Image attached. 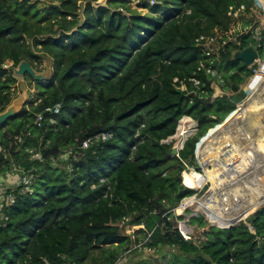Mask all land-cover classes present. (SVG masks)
I'll return each instance as SVG.
<instances>
[{"label":"trees","instance_id":"16d2710c","mask_svg":"<svg viewBox=\"0 0 264 264\" xmlns=\"http://www.w3.org/2000/svg\"><path fill=\"white\" fill-rule=\"evenodd\" d=\"M49 1L0 0V112L16 96L14 67L52 60L49 79L27 74L34 97L0 126V175L31 177L9 190L0 215V264H117L123 253L133 262L164 247L177 251L171 264H264V144L243 150L244 174L228 162L211 178L199 173L197 182L211 180L207 195L178 207L196 192L183 184L187 166L200 172L199 159L235 150L227 126H244L239 112L252 97L243 87L256 79L235 54L254 46L264 58V0H147L146 13L129 0ZM59 102L60 113L38 125L37 114ZM184 115L199 130L171 157L176 142L162 141ZM102 133L112 137L81 147ZM240 182L253 200L225 197ZM175 208L215 225L199 243L185 239L169 219ZM128 225L141 228L128 234Z\"/></svg>","mask_w":264,"mask_h":264},{"label":"rangeland","instance_id":"374dc122","mask_svg":"<svg viewBox=\"0 0 264 264\" xmlns=\"http://www.w3.org/2000/svg\"><path fill=\"white\" fill-rule=\"evenodd\" d=\"M43 1H45V2H40L39 4H38V6H40V7H45V6H47L49 3H50V1L49 0H43ZM145 1H147V0H129V4L132 6V8H134V9H137L139 12H142V13H146V12H148V9L147 8H144V7H142L141 6V4L143 3V2H145ZM150 1V0H149ZM96 2H100V4L99 5H104V6H106L107 5V3H108V0H94L93 1V5L95 6V7H97L98 5L96 4ZM41 63H40V65L38 66V68H36V70L38 71V72H41V73H44V74H49L50 73V70H52V60L49 58V57H46V56H44V57H42L41 58ZM261 60V59H260ZM263 60H261V62H262ZM258 63H256V64H254V65H252V68H253V73H254V70L255 69H257L258 68ZM15 74V73H14ZM255 74H253L252 76H254ZM16 77H17V84L16 85H14V87H13V89H15L16 88V96L15 97H18V96H21V94H22V92L23 91H25V92H27L28 93V96H29V99H28V101L31 99V98H33L34 97V93H35V84H34V82L32 81V80H30L28 77H27V74H25L24 76H21V75H15ZM251 76V77H252ZM250 78V77H249ZM249 78H247L246 80H245V82L242 84V86H244V84L247 82V80L249 79ZM260 81V85H261V87H260V89L259 90H261L263 93H262V96L261 95H259V94H256V95H250L251 97H252V101L251 102H253V101H256V100H260V99H264V64H262V68H261V71H259L257 74H256V79L255 80H253L252 82H251V84H250V88L248 87V88H246V90L248 91V92H250V91H252L255 87H257V86H255L256 84H257V82H259ZM255 86V87H254ZM258 87H259V85H258ZM245 89V88H244ZM249 95V94H248ZM233 115H235L234 113H233ZM234 128V127H233ZM261 129V128H260ZM262 130V129H261ZM251 135L252 136H259V135H261L260 133V130H252L251 132ZM227 137H229V139L232 141V142H234V140H235V138H236V136H235V134H233V130L231 129L230 130V132L229 133H227ZM263 140V138L261 137L260 139H258V144H260V142ZM230 141V142H231ZM250 148V147H249ZM249 148H247V149H249ZM262 160H264V157L262 158ZM261 163H263V161L261 162ZM251 164V163H250ZM201 172L202 173H205L206 172V168H201ZM11 175H9V177L7 178V184L8 185H13V188H16V186L17 185H19V184H21L22 182H23V180H19V178L17 177L18 175L16 174V173H10ZM182 176H183V178H184V171L182 172ZM210 181L211 180H208V182H207V184L205 185V186H203V188L202 189H197V192H195V194L194 195H196L197 194V197H202V196H204L205 195V193H206V191L210 188L209 186H210ZM231 186L232 187H230L229 188V190L227 191V193L225 194V197L226 198H232V197H234V196H237V195H240V196H242V197H247V198H249L250 200H253L254 198H253V193H251V190H250V187H249V189H246L245 190V192L243 191V187L245 186L244 184L242 185V183L240 182L239 184H234V185H232L231 184ZM207 187H208V189H207ZM194 198V197H193ZM191 200V199H190ZM189 200V201H190ZM188 201V202H189ZM187 202V203H188ZM179 206V205H178ZM197 207V206H196ZM198 208V207H197ZM252 212V211H251ZM177 216V215H176ZM176 216L175 217H171V219H173L174 220V222L176 221V219L177 220H184V218L185 217H183V218H176ZM204 218L206 219V220H208L207 218H206V216H204ZM189 223H190V225H191V227H192V229H193V234H192V236H193V239L195 240V242H197V243H199L200 242V240L201 239H204L205 238V236H204V232L210 227V226H212V225H215V223L214 222H212L211 220H208V224L205 226V227H201V226H199V225H197V224H192L190 221H189ZM139 228H141V226H126V228H125V232L126 233H128V234H130V233H132V234H134L135 233V231H137ZM140 235V238L142 237V235L141 234H139ZM141 241H144V240H142V238H141ZM140 245H142V243H140L139 245H138V249L140 250V249H143V251H146V252H150L149 251V248H147V247H143V246H140ZM152 252H154V251H152ZM159 252V253H158ZM157 253L158 254H156V253H152V254H148V255H145V254H141V256H139V257H136V258H134V261L133 262H129L130 261V259L131 258H133L132 256L135 254V253H133V252H126V253H123V256L120 258V260L118 261V263L117 264H135V262H137L138 260H140V261H142V260H146L147 262H150V264H171V262H170V258L172 257L173 258V253L175 254L177 251H173V250H171L170 248H168V247H164V249L161 251H158ZM131 261H132V259H131Z\"/></svg>","mask_w":264,"mask_h":264},{"label":"built area","instance_id":"2783aa9c","mask_svg":"<svg viewBox=\"0 0 264 264\" xmlns=\"http://www.w3.org/2000/svg\"><path fill=\"white\" fill-rule=\"evenodd\" d=\"M155 2H156V0H150L151 4H154ZM258 63H261L260 59L258 60ZM12 64H13L12 62H9V63L4 64V66L5 67H9ZM254 72H255V75H256L259 72V69L258 68L255 69ZM260 100L262 101L263 99H260ZM263 105H264V101H263ZM62 108H63V103L62 102H59V103H56L53 106L47 107L43 112H40V113L37 114V117H36L37 124L41 125V122L44 119V117L46 116V114H59L60 111L62 110ZM263 111L264 110H262V113L259 116H261L263 114ZM243 112H244V117H245V124H244L243 127H247L248 126L249 128L250 127H262V128H264V123H259V124L254 123V120H256V117H255L256 114L252 113L250 111V103H248V104H246L244 106ZM198 130H199V122H198V120L193 118L192 116L184 115L178 121L175 134L170 136L168 139L163 140L162 142L175 141L176 142L175 146H177L178 151L180 152L184 148L186 141L190 137L194 136L198 132ZM111 137H112V134H110V133H102V134H99V135H97V136H95L93 138H89L87 140L82 141L81 147L82 148H87L90 145V143L92 141H94V140H100V139L109 140ZM242 149L243 148H240V151ZM1 152H2V146L0 144V153ZM179 152H178V155H179ZM71 153H72V151L68 150L59 159L60 160H64L65 158H68ZM37 157L39 158L40 155L37 154ZM54 164L56 165L57 163L54 162ZM199 164H200L201 168H207V169H214V166L216 165V164H213V163L207 164V163H205V161H201L200 159H199ZM192 171L195 172V173L196 172L202 173L201 171L200 172L197 171L195 165H188L187 168L184 170V172H189V173H192ZM9 175H11V174L7 173V172L5 174H3V175H0V215H1L2 218H5V219H7V216L6 215H2L3 208L7 204H11L13 202V200H14L13 194L9 191L10 189H15V188H13L14 184L13 185H8L7 184V178L9 177ZM17 177L19 178V180H23L22 183L29 182L31 180L30 176L22 178L21 176L18 175ZM207 182H205L202 186H199V187H191L185 182V178H183L184 186L188 187V188H191V189L195 190L196 192H197V189H202L203 186H205L207 184ZM27 189H28V187H27ZM194 194L191 195V196L185 197L181 201L180 204L181 205L187 204V202L190 199H192L193 197L197 196V194L196 195H194ZM180 204H179L178 207L181 206ZM177 208L173 209L175 216L177 215V213H176V209ZM176 218H178V217L176 216ZM169 219H171V217H169ZM186 219H188V218L185 217L183 221L176 219V221L174 222V228L178 229L181 232V234L184 236L185 239H193V236H192L193 231H189V230H187L185 228V220Z\"/></svg>","mask_w":264,"mask_h":264},{"label":"water","instance_id":"95a60500","mask_svg":"<svg viewBox=\"0 0 264 264\" xmlns=\"http://www.w3.org/2000/svg\"><path fill=\"white\" fill-rule=\"evenodd\" d=\"M255 2H256V4H259V2L257 0H255ZM96 4L99 6L100 2H96ZM235 57L237 59H240L246 66H249V67L258 63L259 59L263 60L261 63H258L259 64L258 65L259 71H261L262 64L264 63V58L261 57L260 52L254 46H248L245 49L237 51L235 54ZM255 72H254V74H255ZM14 73H15V75H21V76H24L25 74H29L33 79L39 81V80L49 79L52 75V70H50L49 74H44V73L38 72L30 64L29 61L22 60L16 67H14ZM260 87H261V85L259 84V87L258 86L255 87L250 92H248L246 89H244V87H243V89L247 95L248 94L249 95H255L259 92ZM216 93H219V90H217ZM28 99H29L28 93L25 91L22 92L21 96L15 97L12 100V102L3 111L0 112V126H2L9 118L19 114L22 111V109L24 108V106L26 105V103L28 102ZM245 105H243L242 107L244 108ZM228 119L226 120V124H227ZM231 126H232V124L230 126H227L228 130L226 131V136H227V133H229L230 130L232 129ZM169 142H171V141H169ZM178 152L179 151H178L177 146H174L171 150L170 156L171 157L176 156V155H178ZM10 168L13 169L12 162H11ZM206 195H207V193H205V195L202 196L200 199L204 198ZM201 207H203V206H201ZM189 221H190L189 219L185 220V228L189 231H193Z\"/></svg>","mask_w":264,"mask_h":264},{"label":"bare ground","instance_id":"6f19581e","mask_svg":"<svg viewBox=\"0 0 264 264\" xmlns=\"http://www.w3.org/2000/svg\"><path fill=\"white\" fill-rule=\"evenodd\" d=\"M264 99L261 100H256L253 102H250V111L252 113H255L256 120H254V123L259 124V123H264V111L261 116H259L262 113V110H264V105H263ZM240 117L244 120L245 122V117H244V112H243V107L240 109ZM248 130H260L261 135H264V128L262 127H248ZM262 128V130L260 129ZM201 161H205V163L210 164H216L214 166V169H207L210 172L209 178L214 176L216 172L218 171L219 167L224 163L228 162L232 167H234L238 173L244 174L250 169V162L246 158V156L243 153V150L240 151V149L234 150L233 152L227 154V156L224 158L223 161H213V160H204L202 159ZM189 180L185 181L189 186L191 187H199L202 186L203 184L197 182L196 177L199 176V173H195L192 171V173L187 172ZM208 180H206L207 182ZM262 181L264 183V178H262ZM251 208V207H249ZM139 227V226H138Z\"/></svg>","mask_w":264,"mask_h":264},{"label":"crops","instance_id":"0c3cea01","mask_svg":"<svg viewBox=\"0 0 264 264\" xmlns=\"http://www.w3.org/2000/svg\"><path fill=\"white\" fill-rule=\"evenodd\" d=\"M231 127L233 130V134H235L236 136L234 142L231 141V143H233L235 150L240 148H243L242 150H244L251 147V145H253L254 143L258 144V139H260L261 137L263 138V140L260 142V144H264V135H259L258 137L252 136L250 133L252 130H248L247 127H239V126H235L234 128L233 126ZM216 144L217 142L213 143L210 138L208 137L204 138L203 145L207 148V151L214 150L217 147Z\"/></svg>","mask_w":264,"mask_h":264}]
</instances>
